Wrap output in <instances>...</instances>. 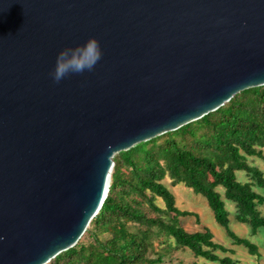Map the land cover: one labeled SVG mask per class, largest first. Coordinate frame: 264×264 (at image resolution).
Here are the masks:
<instances>
[{
    "label": "water",
    "instance_id": "95a60500",
    "mask_svg": "<svg viewBox=\"0 0 264 264\" xmlns=\"http://www.w3.org/2000/svg\"><path fill=\"white\" fill-rule=\"evenodd\" d=\"M98 38L59 83V51ZM264 85V0H0V264H47L102 206L114 155Z\"/></svg>",
    "mask_w": 264,
    "mask_h": 264
},
{
    "label": "trees",
    "instance_id": "16d2710c",
    "mask_svg": "<svg viewBox=\"0 0 264 264\" xmlns=\"http://www.w3.org/2000/svg\"><path fill=\"white\" fill-rule=\"evenodd\" d=\"M264 85L249 87L203 117L116 153L107 196L71 248L47 264H197L176 256L189 249L195 258L218 264L238 259L219 244L207 226L188 231L181 209L163 180L203 196L232 244L256 259L257 244L230 229V217L264 233ZM242 172L244 179H237ZM227 202L231 210L227 208Z\"/></svg>",
    "mask_w": 264,
    "mask_h": 264
},
{
    "label": "rangeland",
    "instance_id": "374dc122",
    "mask_svg": "<svg viewBox=\"0 0 264 264\" xmlns=\"http://www.w3.org/2000/svg\"><path fill=\"white\" fill-rule=\"evenodd\" d=\"M261 168L264 169V161L258 158L255 162ZM237 179L243 180L244 176L242 172H237ZM167 188L174 194L177 205L181 209L190 210L199 215L200 223L196 222L193 216L182 217V224L188 231H197L201 229V226H207L214 236V240L219 243L226 245L227 247L233 248L232 253H223L220 250L217 253L221 256L228 255L233 259H238V264H264V233L258 232L256 235L250 234L249 227L243 223L237 222L232 216L230 217L229 227L237 235L250 238L255 244H257L260 252V259H256L251 255L246 248L243 246L232 244L230 238L226 234V230L223 226L219 225L209 208L206 199L200 194H196L191 188L179 183L173 185L167 178L163 180ZM227 208L231 210V205L227 202ZM261 212L264 215V206L261 207ZM179 258H183L186 261H196L197 264H218L208 259L197 257L195 258L192 251L187 249L186 251H179L175 253Z\"/></svg>",
    "mask_w": 264,
    "mask_h": 264
},
{
    "label": "clouds",
    "instance_id": "9594fccd",
    "mask_svg": "<svg viewBox=\"0 0 264 264\" xmlns=\"http://www.w3.org/2000/svg\"><path fill=\"white\" fill-rule=\"evenodd\" d=\"M102 57L100 42L91 36L83 44L61 49L51 73L54 82L59 83L70 74H81L91 71ZM3 239V237H0Z\"/></svg>",
    "mask_w": 264,
    "mask_h": 264
}]
</instances>
